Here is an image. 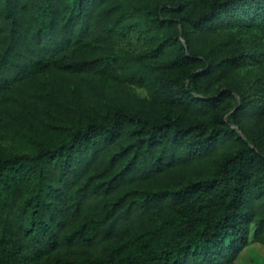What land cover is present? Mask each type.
<instances>
[{
  "label": "trees",
  "instance_id": "1",
  "mask_svg": "<svg viewBox=\"0 0 264 264\" xmlns=\"http://www.w3.org/2000/svg\"><path fill=\"white\" fill-rule=\"evenodd\" d=\"M264 0H0V264H236L264 247Z\"/></svg>",
  "mask_w": 264,
  "mask_h": 264
},
{
  "label": "rangeland",
  "instance_id": "2",
  "mask_svg": "<svg viewBox=\"0 0 264 264\" xmlns=\"http://www.w3.org/2000/svg\"><path fill=\"white\" fill-rule=\"evenodd\" d=\"M264 73V70L253 71L250 75ZM0 144L10 151L20 149L18 143H5L0 140ZM236 264H264V247L259 243L248 244L235 259Z\"/></svg>",
  "mask_w": 264,
  "mask_h": 264
}]
</instances>
